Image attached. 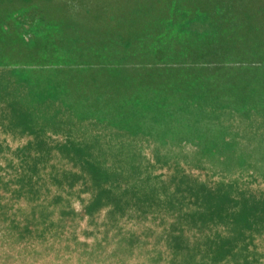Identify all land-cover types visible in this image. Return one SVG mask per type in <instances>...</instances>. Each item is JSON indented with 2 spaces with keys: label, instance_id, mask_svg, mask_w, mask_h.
Segmentation results:
<instances>
[{
  "label": "rangeland",
  "instance_id": "374dc122",
  "mask_svg": "<svg viewBox=\"0 0 264 264\" xmlns=\"http://www.w3.org/2000/svg\"><path fill=\"white\" fill-rule=\"evenodd\" d=\"M0 264H264V0H0Z\"/></svg>",
  "mask_w": 264,
  "mask_h": 264
}]
</instances>
